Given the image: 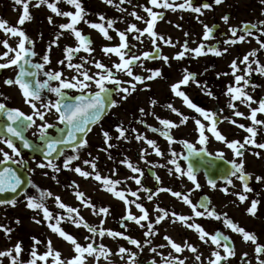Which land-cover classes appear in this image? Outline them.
<instances>
[{"label":"snow or ice","instance_id":"obj_1","mask_svg":"<svg viewBox=\"0 0 264 264\" xmlns=\"http://www.w3.org/2000/svg\"><path fill=\"white\" fill-rule=\"evenodd\" d=\"M66 3L67 5L73 7L75 11H61L58 7L60 3ZM104 3L115 6V0H103ZM120 4L125 2L130 3L131 0H119ZM224 0H214L216 5H220ZM261 3H264V0H260ZM15 5L22 6V15L18 20V25L23 26L26 22H29L33 19L31 16L29 6L31 0H14ZM149 3L155 8H165L171 9L172 11L184 10L197 13L199 15L204 14V9H211L213 7L210 3H204L201 6H194L193 0H184L183 3L176 4L175 0L169 2V0H149ZM41 5H46L47 8L55 13L57 16H63L68 18V23H63L59 25L61 32L57 35L54 40L48 45L46 54L42 57V62H34L33 58L36 57L37 53L34 50L35 41L31 40L22 27L18 26H9L8 22L0 18V30L4 31L5 34H11L13 37H19L20 40L17 44V47L13 48L8 44L7 40L3 41L4 47L7 49L0 56V60H5L9 53H15L11 59H7V62L0 63V70L14 67L16 69L15 78H7L4 81V84L8 86L16 85L21 91L22 96L25 99L31 109V114H26L18 108H9L6 103L0 102V115L6 118L5 122L2 125L3 135H0V143L6 145L8 149L11 150V153L4 151L3 148H0V165L4 167L0 170V194L5 193H18L23 191L26 201V207L32 211L41 212L44 218V221L47 222V226L53 233L58 234L59 237L63 240L70 242L73 245V251L75 256L67 260L61 259V253L52 248V243L49 240L47 244V251L38 255L37 251L33 250L30 253L31 259L28 261V264H37V261H42L44 264H47L48 259L51 257L53 259V264H87L85 254L89 256H95L98 261L100 257L105 259L110 254L109 250L103 245H95L93 243H88L86 246H82L77 239L66 232L60 225L63 221H69L74 224L76 227L81 225L87 229L88 232L92 233L93 236L104 237L106 234L112 238L120 237L127 240L132 245L136 246L140 251H143V247L140 241L133 239L129 236H126L122 232L114 231L111 229H103L94 227L84 221V218L80 215V210L77 207H72L66 205L59 196H55V202L58 208L64 210V214L57 213L53 215L52 211L46 206V201L49 198H53L54 194L50 191L40 190L37 185L33 184L32 187L37 189V195H30L26 190H22V185L25 181L21 178V175L18 174L16 168L10 167L9 164H15L23 166L25 161L22 157V149L17 147L16 141H20L23 145V149H28L30 151L42 154L44 162L37 164L38 168L44 169L48 168L53 173H59L62 170L72 171L78 174L80 177L89 179L93 178L97 182H100L106 191L112 193L116 198L120 199L125 203V205L135 204V207L139 210L141 215L136 216L132 214L130 209L127 210L126 217L121 218V223L123 225L124 219L128 221L135 222L141 228L145 227V224L142 221L147 222V231L144 233L145 236L151 237L157 234L155 230V224H159L165 218L171 216L173 218L172 222L175 223L178 219L181 222H184L185 226L189 229H194L198 234L201 241L204 243L211 242L212 245H215V250L212 251L211 255L214 259L209 261V264H227L229 258L235 256L234 246L231 244L230 237L223 235L221 232L210 233L206 231L198 223H187V221L192 219V216L187 215H178L175 212H169L168 210L161 208L159 205L156 206L155 210L159 215L155 217V224L149 219L148 210L140 203H136L135 200L129 201L126 196V192L123 190H116V186L121 183L119 180H114L111 177H102L97 170V160L98 157H93L92 159H85L82 161V164L90 167L91 171L85 170L79 164L73 167V162L80 160L79 150L87 146V133H89L93 126L98 124L106 112L111 107L117 106V101L114 99L116 95L123 94L121 96L122 100H127L128 96L136 90V84H145L146 81H150L156 78H162L163 73L160 69H144L143 60L149 59H163L167 64L169 61L168 56L159 55L160 47L157 44V40L163 41L164 44L169 46H175L171 39H165L162 35L158 34L154 29L155 25L159 19H163V14L153 11V8L145 7L144 11L148 14L150 19L145 20L144 17L138 15L135 11L131 12L130 15L135 17L136 20H143L146 24L144 29H140L136 24H131L127 29V32H136L137 35L134 39L141 40V37L147 35L151 41L154 52H143L142 54H136L132 51L135 45L128 44V36L126 32L119 31L114 27L115 21L111 19H106L104 15H99V20L101 23H94L91 21L85 20V16L88 14L81 0H37V3L34 7H40ZM120 11H126L124 8H120ZM199 18V17H197ZM225 24L229 23L230 17L225 15L222 17ZM84 21L89 25V27L98 30L105 39L111 40L113 37L109 35V29H112L119 36L121 43L118 46L114 47H103L101 50L105 55L114 54L118 57L119 62H114L111 67L107 66L99 60H89L88 57H79L82 61L81 63H73L77 59V54L81 51L88 54L90 57L94 49L91 47L93 41L87 35H84L82 30L77 28V25L81 21ZM48 21L52 23V17H48ZM107 25V26H106ZM179 27V25H177ZM205 34L203 36L204 40L213 38V33L215 31L214 27H209L207 24L204 25ZM64 31L70 32L78 42L76 47L67 46L64 49L65 57L63 60L58 61V64L64 65L68 70H73L74 74L69 78L65 75L63 70H54L46 69L47 65L51 64L50 52L53 46L59 47L58 41L60 36L63 35ZM228 31L231 33V36L223 40L222 43L225 45H235L238 42L243 43L247 40L248 37H253L256 39L257 43L260 45V48L264 49V40L260 36L255 35L256 32H260L264 35V21H261L259 25L252 23H245L241 28L229 27ZM185 35H188L185 33ZM42 38V34H41ZM30 45L31 47H26ZM183 50L178 52L173 58L177 60H182L185 58L186 53H194L196 57L206 55L209 52L221 56L225 54L228 49L225 47L222 51L219 47H207L201 43L198 47L192 49L188 47V43L185 42L182 46ZM257 51L254 49L250 51L247 55L243 57L241 61L242 64L246 65L245 74L237 75L236 73L240 71L235 60L231 63V68L233 69L232 75L235 77V85L228 86V94L231 96L232 100L239 101L242 104H245L250 109V115L245 117V114L240 111H235L234 115L238 117H244L252 121V126L246 127L245 125H238L240 128H243L247 133H250L249 137H246L244 142L240 141H228L227 138L217 129V124L219 121L214 113L205 110L190 99V97L182 91V86H187L189 82L196 83L199 86V81L196 80L195 74L189 72L187 69L184 70L185 74L182 79L178 82L171 85V91L175 96L182 98L184 104L190 108L194 109L197 113L203 116L206 120L210 121V125L207 128V131L215 137L217 141L223 142L226 146L231 149L235 157L242 158L244 156L245 145L251 144L254 147L264 149V143L257 144L255 137L258 134L257 125H264V120L257 119L258 113H264V99L259 101L255 100L252 95H250L245 89L251 84L250 80L247 77L251 76L253 72L252 64H256V71L260 75H264V65H261L259 60L249 61V57H255ZM92 64L98 71L90 74V70L85 67V65ZM170 66V65H169ZM142 68L144 71L148 72L149 75L142 76L136 74L134 68ZM115 71H114V70ZM117 73H122L123 75L129 77L130 79L125 81L120 79L117 76ZM41 75L45 79L41 80ZM243 82V86L241 85ZM55 84V86H54ZM108 85H112L109 87ZM127 85V86H125ZM251 87L255 88L257 85L251 84ZM95 88V91L92 89ZM148 90L147 86L146 89ZM75 91L77 95H71L70 93ZM48 93L54 94L56 99H52ZM209 96L212 95L211 92L207 93ZM0 96H3V93H0ZM151 104L155 107L156 101L152 100ZM252 104H258V107L253 108ZM167 107L176 115L181 117L180 124L187 122L188 117L184 116L183 113L179 112L172 104H168ZM230 107H236L235 103L230 104ZM142 114L145 113L143 108L140 109ZM155 119L159 122L162 127H152L148 126L149 130L154 133H159L160 136L168 140L169 144L175 142V138L171 134L173 128H177L180 124H177L174 121L169 119H164L159 116H156L155 113H152ZM55 118V123H51L50 120ZM39 120L40 123H37ZM143 122V121H141ZM197 129L199 131V144L206 145L208 143V137L205 135V125L201 123L200 120L195 121ZM230 123L235 124V120H230ZM35 127L36 132L33 133L37 137V142H33L25 136L26 130ZM55 132V135L52 132ZM116 131L119 133L117 139H127L126 129L122 125H118ZM135 132V129H133ZM102 135L105 139V143L108 148L114 147L115 145L111 144L110 141L112 137L107 131H103ZM135 139L138 141H144L148 146L154 149L157 156H163L164 153L157 146V143L153 139H149L147 136L137 133ZM185 148L188 151V156L182 157L183 159H189L192 156H200L207 152L206 147L200 148L199 150L195 145L189 143L188 141H183ZM70 149L73 153L64 158L63 164L58 165L55 161L59 157L64 156V150ZM106 150V149H102ZM147 153V149H142L141 158H144V154ZM259 157L260 153H254ZM91 156V153L88 154ZM172 159L169 163L175 165V173H178L181 177L186 176L190 180L196 189H199L201 185L197 182L196 173L193 165L190 163L187 166V169H183L178 163V158L181 157V154L171 151ZM218 158L223 159L224 154L222 152L218 153ZM111 159L112 157L109 156ZM147 163V161H145ZM122 164L130 169L132 173H138V176H133L131 179L135 181L137 185L140 186V190L149 193L147 199L151 201L154 196H158L160 192H169L173 197L181 199L182 202L189 206L191 212L196 218H213L216 220L222 219V214L217 213L214 208L210 207V201L205 199L198 203H194L189 195H186L180 191H173L171 188L161 187L157 191L153 192L152 189L146 188L141 183V178L144 176V171L138 166L134 165L131 161L125 160L120 161ZM231 165L230 176L237 177L240 181L243 182V193H248L253 191L249 187L248 181L250 179L249 174L244 171V161L240 159V162L237 163L235 160L229 162ZM156 167V165H153ZM34 171V170H32ZM44 175H48L47 172ZM112 175H116V172L113 171ZM55 179L56 177L53 176ZM157 183H161L159 176L154 177ZM257 181L264 179L257 176ZM208 183L210 186L215 189L216 182L214 180H209ZM225 183L230 186L233 185L231 178H227ZM70 187L73 189V194L81 202L85 208L92 209L93 215L104 214L105 218L109 214L110 209L108 207H100L98 210L96 206L92 203L90 198L86 197V194L79 190V185L73 182ZM225 194H229L228 187L221 189ZM132 197L139 199L138 191L130 192ZM238 199L241 202H244L248 199L247 195L236 193ZM16 199H5L0 200V205L8 204L13 207L16 206ZM259 201L252 200L251 205L248 208V213L255 216L257 212V206ZM202 209V210H201ZM34 222L39 224L42 221L35 219ZM55 221V222H53ZM19 219L16 220L18 224ZM103 222V221H102ZM223 223L226 227L230 228L232 231L242 235L244 242H251L255 244V252L257 254L258 264H264V259H260V255L264 254V245L257 243V238L254 234L249 233L243 227L238 226L231 219L227 218L226 214H223ZM127 227V225H123ZM0 231H3L6 236L10 237L12 229L6 225L0 224ZM207 238V239H206ZM35 243H40V241L33 238ZM91 237L85 236V240H89ZM164 239L168 241L170 247L176 253H182L185 248L189 249L193 253L197 252V249L185 242L184 246L181 244L172 241L170 237L165 236ZM148 243V241H146ZM160 247H164L161 245ZM223 251V255L221 253ZM13 251L16 253V256H13ZM23 251L21 243H17L14 246V249L7 251H0V257H11V264H23L22 261L18 260L19 255ZM151 252L157 253V248L152 247ZM98 253V255H97ZM119 254L123 257L124 254H127L131 260V264H136L137 253L131 252L129 249L124 247L119 248ZM159 254V253H158ZM171 255V254H170ZM247 253L242 254L243 264H250V261H247L245 258ZM197 261H200L201 257L197 255L195 257ZM152 264H156L153 260ZM167 264H185L184 259L175 257L171 260H167Z\"/></svg>","mask_w":264,"mask_h":264},{"label":"rangeland","instance_id":"obj_2","mask_svg":"<svg viewBox=\"0 0 264 264\" xmlns=\"http://www.w3.org/2000/svg\"><path fill=\"white\" fill-rule=\"evenodd\" d=\"M50 2H52V0H50ZM81 2L88 13L85 16V20L101 23L102 21L99 20V15H104V12H107V10L105 11L107 6L105 7L103 0H81ZM36 3L37 0H31L29 6L33 19L26 22L23 26H19L18 20L22 15V6L15 5L14 0H0V18L6 20L9 26L22 27L27 36L35 41L34 50L37 55L39 54L43 57L46 54L48 45L60 34L61 29L59 25L68 23L69 20L66 17L57 16L55 13H52L46 5L34 7ZM58 7L61 11H75L73 7L63 2L60 3ZM222 8L224 10V6ZM235 10L236 14L228 24H225L223 19L221 20L223 31L227 33L226 39L231 36V33L228 31L230 26L239 27L243 22L248 20H252V23L256 24L257 21L255 20H260L264 15V3H261L260 0H236ZM49 16L52 17L51 24L48 21ZM204 23L207 25L210 24L208 20H204ZM77 28L82 30L84 35H89L91 37L93 41L91 47L94 49L92 54H95L96 48L100 51L103 45L107 44L105 41L108 39H105L98 30L89 27L83 20L77 25ZM196 32L200 35L204 30L202 27H198ZM255 35L260 36V38L264 40V35L261 33ZM172 38L175 46H169L163 51V56L169 57L168 63L166 64L164 60L161 59L157 63L145 64L144 66V69H160L163 73L162 78L146 81L145 84L137 83L136 93L134 95H129L128 99L125 100V109L129 113H133V117L139 120L137 124L129 127V129H127L128 126L125 128L127 130V139H117L119 133L116 131L117 127H113L110 132V136L112 137L110 143L115 145L114 147L108 148L105 142L102 143L100 141L97 142V145L91 143L90 146H88V151H85V149L79 151L80 160L72 166L75 167L79 164L85 170L91 171L90 167L82 164V161L98 157L97 170L100 175L102 177H111L114 180L121 181V183L116 186V190L125 191L129 201L135 200L136 203L142 204L148 210L149 219L154 224L155 217L159 215L155 210L157 205L168 210L170 213L175 212L178 215L192 216V219L187 221V223H198L210 233L221 230L233 239L235 244V256L229 258L227 264H243V253H247L245 259L250 261V264H258L257 254L255 252L256 245L251 242H244L241 234L226 227L223 223V214H226L227 218L231 219L238 226L254 234L258 244L264 245V179H261L259 182L256 179L257 176L264 178V149L247 144L243 150L244 156L242 158L235 157L233 151L229 149L225 143L217 141L211 132L207 131L210 121L206 120L194 109L188 108L184 104L182 98L175 96L171 91V85L182 79L185 74V69L194 73L196 80L199 81V86L190 81L186 87L182 86L181 90L199 107L214 114L215 110L218 109V115H215L216 117L218 116L222 122L218 123L217 129L228 141H240L243 143L245 138L250 136V133H247L238 125L242 124L246 127H250L252 126V121L234 115L235 111H240L247 117L250 115V109L239 101L234 102L228 94V86H236L235 77L232 75L233 69L230 65L232 61L235 60L240 69L236 74L244 75L246 65L241 63L243 57L255 49L257 55L255 57H249V61L259 60L260 64L264 65V49L260 48L256 39L248 37L243 43L238 42L235 45L222 44L219 49L222 51L227 47L228 51L221 56L208 53L196 57L195 54L192 53L186 54L185 58L182 60H177L173 57L183 50L182 42L184 40L189 41V39H187L184 34L182 35V32H175ZM200 39L201 42L204 41L202 36H200ZM4 40H7L8 44L15 48L20 38L18 36L13 37L11 34H5L4 31L0 30V56L7 51L3 45ZM113 42L116 43V39H114ZM77 43L78 42L70 32L64 31L58 41L59 47L53 46L51 48L50 57L52 62L49 68L55 70L58 61L64 59L65 47H76ZM14 54L15 53H9V56L5 60H0V62H7V59H11ZM78 55L89 58L88 54L83 51L78 53ZM76 61H78V59ZM85 67L90 70V74L96 72L95 69H90L87 65H85ZM256 67V64H252L253 72L247 79L250 80L251 84L257 85V87L253 88L250 84L245 91L252 95L255 100L259 101L260 99H264V75H260L254 71ZM144 69H135L133 71L142 76L149 75ZM67 73H69V71H67ZM129 79L130 78L127 77L124 80L127 81ZM146 86L148 90H145ZM240 86H243V82H241ZM208 92H211L212 95L209 96L207 94ZM152 100L156 101L155 107L151 104ZM232 103H235V109L230 107ZM168 104H172L179 112L188 117L187 122L180 124L181 117L173 113L167 107ZM252 107L256 108L258 104H252ZM141 108H143L147 114H142L140 112ZM152 113H155L156 116L161 118L169 119L180 124L179 127L171 130V134L175 138L174 143L168 144L163 142L157 139L156 134L150 131L148 126L147 128L142 127L141 121L147 122V124L152 127H160L159 122ZM257 119L264 120V113H258ZM196 120H200L201 123L205 125V135L208 137V143L206 145H200L198 142L199 131L195 123ZM230 120H235L236 123H230ZM256 127L258 129V134L255 140L257 144L264 143V125H257ZM133 129H135V132H133ZM137 133L155 140L158 144L157 146L164 155L162 157L157 156L154 149L148 146L144 141L136 140L135 136ZM185 140L195 145L198 150L206 147L207 152L213 156L218 157L217 154L222 152L227 161L235 160L239 163L240 159H243L244 171L250 176L249 187L252 188L253 191L243 193V183L234 176L232 178L234 186L222 183L217 184L215 189L206 183L204 177L200 176L197 182L201 187L196 189L195 185L188 180L186 176L181 177L178 173H175V165L167 163L165 159V156L169 161L172 159L171 151L181 154V157L178 158V163L186 170L185 163L181 159L185 155L183 143ZM138 149H147V153L144 154L148 156V159H146L148 160L147 163L144 158L141 160L136 159V155L139 152ZM257 152L260 153L259 157L254 154ZM89 153H91V156L88 155ZM109 156L112 158L110 159ZM126 158L144 171V176L141 178V183L144 187L152 189L153 192L161 187L171 188L173 191H180L189 195L194 203L198 202L200 196L206 195L211 200V208H214L217 213L222 214V219L216 220L213 218L194 217L189 206L185 205L181 199L173 197L169 192H160L158 196H154L153 199L149 201L147 199L149 193L140 190V186L131 179V177L138 176L139 174L132 173L126 164L120 163V161ZM152 161L153 163H151ZM153 165H156V167H153ZM149 169H152L156 176L160 177L161 183H158V185L156 184L157 181L155 178H152L148 174ZM113 171L116 172V175H112ZM45 172H47L48 175H45L42 187L43 190L50 191L54 194L53 198H49L46 201V206L52 211L53 215L57 213L64 214V210L58 208L54 199L55 196H59L66 205L79 208L80 215L88 224L98 229L102 227L103 229L122 232L126 236L140 241L143 247V251L141 252L136 246L120 237L112 238L107 234L104 237L98 235L93 236L92 233L88 232L82 225L76 227L69 221H63L60 226L66 232L73 235L82 246H86L88 243H93L94 241V246L103 244L109 250L110 254L107 258L100 257L98 261L95 256L85 254L87 264H131V260L127 254H124L123 257L119 254L120 247L137 253L136 264H152L153 260H155L156 264H167V260H171L175 257L184 259L185 264H209V261L214 259L211 253L215 250L216 246L212 245L210 241L207 244L201 241L199 234L194 229L187 228L184 222L177 219L176 222L173 223V218L169 216L159 224H155L157 234L151 237L145 236L144 233L147 231V222L142 221V223L145 224L144 228H141L135 222L128 221L127 219L123 221V225H127V227H124L121 223V218L126 217L128 209L136 216L141 215L139 210L135 207V204L125 205L123 201L106 191L104 186L93 178L85 179L75 172L62 170L61 175L58 177L59 181L56 182L53 178L55 174L50 169L46 168ZM73 182L79 185V190L84 192L86 197L90 198L97 210L100 207H108L110 209L106 218L104 214L93 215L92 209L85 208L81 204L73 194V189L70 187ZM225 187H228L229 194H225L221 190ZM132 191H138L139 199L130 195ZM236 193L245 194L248 199L241 202ZM35 195L37 194H34V196ZM252 200L259 201L255 216L249 214L247 211ZM16 201L15 207L10 205L11 209H5L11 216L9 215V218L5 217L1 224L10 227L12 231L10 237L6 236L3 231H0V251L12 250L17 243H21L23 251L19 255L18 260L22 261L23 264H28V261L31 259V251H37L38 255L44 254L48 250L47 244L50 240L52 248L61 253V259L67 260L76 255L73 251V245H71L70 242L63 240L58 234L50 230L41 212L25 209L26 201L24 197ZM33 217L42 222L39 224L35 223ZM17 219L20 221L18 224L16 223ZM85 236H89L91 239L85 240ZM165 236L170 237L172 241L181 244V246H184L185 242H187L194 246L197 252L193 253L185 248L182 253H176L170 247L168 241L164 239ZM33 238L40 241V243H35ZM146 241H148V243H146ZM161 245H164V247H160ZM152 247L157 248V253L151 252ZM221 253L222 255L224 254L222 249ZM197 255L201 257L200 261L195 259ZM13 256H16L14 251ZM263 258L264 254L260 255V259ZM11 259V257H0V264H11ZM37 264H44V262L37 261ZM47 264H53V259L51 257L48 259ZM222 264H224V262H222Z\"/></svg>","mask_w":264,"mask_h":264},{"label":"flooded vegetation","instance_id":"obj_3","mask_svg":"<svg viewBox=\"0 0 264 264\" xmlns=\"http://www.w3.org/2000/svg\"><path fill=\"white\" fill-rule=\"evenodd\" d=\"M169 2H172V0H169ZM183 2H184V0H175L176 4H180ZM235 2H236V0H224V2L222 4L216 5L214 3V0H193L194 6H201L204 3H210L213 5V7L210 10L204 9L203 10L204 14L199 15V14L191 12V11H184V10H179V9L176 11H172L171 9L155 8L149 3V0H131L130 3L125 2L124 4H120L119 0H115V6H110L106 3H104L105 7L107 6V8L105 9V11L107 10V12L106 13L104 12V16L106 17V19H111V20L115 21L114 27L116 29H118L119 31L126 32V34L128 36V44L130 46L135 45V47L132 49V51L138 55L142 54L143 52H146V51L147 52H154L155 51V49L153 48V45H152V41L147 35H144L143 37H141V40H143V43H141L139 40L134 39V37L137 35L136 32H127V29L129 28V26L131 24H136L137 27L140 29H144L146 27V24L144 23L143 20H136L135 17L130 15L131 12L135 11L138 15L144 17L145 20L150 19V17H148V14L144 11L145 7L153 8V11L163 14V19L158 20V22L155 25L154 30L158 34L165 37V39L170 38L172 43H174L173 38H172L174 33L175 32H182V35L184 34V36L187 39H189V41L184 40L182 42V46L184 45L185 42H187L188 47L194 49V48L198 47L199 44L203 43L206 45L205 51H207V46L209 44L215 43L218 40L220 41V39H221L220 35H222V33H224L223 27L221 25L222 17L225 15H228L230 17L229 22L234 18V15L236 14ZM221 6L222 7L224 6V10ZM120 8H124V9H126V11H120L119 10ZM86 10L87 9L85 8V11ZM231 10H232V12H231ZM197 17H199V18H197ZM204 20H208V22H210V24L208 25L209 27H214L217 24L220 26V32L218 31V33H217L218 37L215 38L214 40H210V41L204 40L203 42L200 41L201 40L200 36H202V38H203V36L205 34ZM255 21H257L256 24L259 25L261 21H264V15L260 20L258 19ZM246 22L252 23V20H248ZM244 23L245 22H243L237 28H241V26ZM177 25H179V27H177ZM198 27H202L204 30V32L200 35L196 32ZM185 33H187L188 35H185ZM258 33H260V32H256L255 34H258ZM109 35H111L113 37V39L106 40L105 42H107V44L103 45V47H114V46H118L121 43L119 36L112 29H109ZM190 38H192V39H190ZM114 39H116V43L113 42ZM157 44L160 47L159 55L163 56L164 49L169 47V45L164 44L163 41H160V40H157ZM98 50L99 49L96 48L95 54H91V56L88 59L92 60L94 58L95 60H99L109 67H111L114 62H116V63L119 62L118 57H116L114 54L105 55L102 52V50H100V51H98ZM186 54H192V53H186ZM79 57H81V56H79L77 54L78 61H76L77 59H75L73 61V63H81L82 61L79 59ZM160 60L161 59L157 58V59L143 60L142 62H143V65L145 66V64L157 63ZM33 61L34 62H42V55H39V54L36 55V57H34ZM87 67L90 69H95L96 71H98L92 64H88ZM48 69H50L49 65L46 66L45 70H48ZM135 69H142V68L137 67V68H134L133 70H135ZM55 70H63L65 75L68 76L69 78L74 74L73 70H68L64 65H60V64H57V67L55 68ZM67 71H69V73H67ZM135 73L137 74V72H135ZM16 74H17V72H16V69L14 67L0 70V93H3V96H0V102L6 103V105L9 108H18V109L22 110L23 112H25L26 114H31L32 109L27 103H25V99L22 96L21 91L19 90L18 86H16V85L8 86V85L4 84L5 79H7V78H13L14 79ZM117 76L122 80L127 78V76L123 75L122 73H117ZM40 79L43 80V79H45V77H43L41 75ZM54 86H55V84H54ZM108 86L112 87V85H108ZM92 91H95V88H93ZM135 93H136L135 91L132 92L133 95ZM70 94L71 95H77L78 93H76L75 91H72ZM47 95H49L53 100L56 99L54 94L48 93ZM122 95L123 94L121 93L120 95H116L114 97V99L117 101V106L111 107L108 110V112L104 115L102 120L97 125L93 126L92 130L89 133H87L86 138H87L88 144L86 147L81 148L80 150L85 149V151H88V146H90L91 143L96 144V145H97V142H99V141L104 143L105 139L102 135L103 131H107L110 134L111 128H113V127L115 128L118 125H122L124 128H126L128 126L127 129H129V127L138 123V121H139L138 118L133 117V113H129L125 109V102L126 101L121 99ZM5 120H6V118L4 116L0 115V128H2V125L5 122ZM50 122L55 123V118L53 117L50 120ZM37 123H40L39 120H37ZM141 125H142V127H145V128H147V126H149L147 124V122H141ZM160 127H162V126L160 125ZM36 131H37L36 128L32 127L30 129L26 130V132L24 134L28 139H30L31 141H33L35 143V142H37V137L35 135H33V133ZM50 132H52V130H50ZM52 134L55 135V132H52ZM155 134H156L157 139L162 140L163 142H166L169 144L168 140L165 139L164 137L160 136L159 133H155ZM0 135H3L2 130H0ZM149 139H151V138H149ZM129 141H131V140H129ZM16 144H17V147L22 149V157H23V160L25 161V165L20 166V165H15V164H9V166L16 168L18 171V174H20L21 178L25 181V183L22 185L23 190H26L27 193L30 195L37 194V189L33 188L32 185L35 184L38 186V188L40 190H43L42 186H43V180L45 178L44 173L46 171V168L41 169V168L37 167L38 163L44 162L43 158H42V154L30 151L28 149H23L22 143L18 140L16 141ZM0 148H3L4 151H8L9 153H11V150L8 149L6 147V145H4L2 143H0ZM138 150H139V152L136 155V159L141 160L142 159L141 158V154H142L141 150L142 149H138ZM72 154L73 153L71 152L70 149H65L64 150V156L59 157V159H57L55 162L58 165H62L64 158L66 156L72 155ZM145 156H147V155H144V159L145 160L148 159V156L147 157H145ZM2 158H3L2 155H0V159H2ZM165 159H166V162L169 163V159L166 156H165ZM77 161H74L73 164H75ZM146 161H148V160H146ZM151 163H153V161ZM167 163H166V165H167ZM3 167H4L3 165H0V170H2ZM32 170H34V171H32ZM54 174H55L54 176L56 177L54 180L56 182H58L59 181L58 177L61 175V172H59L58 174L57 173H54ZM148 174H149V171H148ZM155 176H156V174L154 173V176H152V178H154ZM156 184L158 185L157 182H156ZM21 197L25 198L23 191H22V194L19 196V198H21ZM19 198H17V199H19ZM5 209H11L10 205H8V204L0 205V224L3 222L5 217L9 218L10 213L5 211ZM25 209H28V208L26 207Z\"/></svg>","mask_w":264,"mask_h":264},{"label":"water","instance_id":"obj_4","mask_svg":"<svg viewBox=\"0 0 264 264\" xmlns=\"http://www.w3.org/2000/svg\"><path fill=\"white\" fill-rule=\"evenodd\" d=\"M187 156H188V151H187ZM185 160L187 162V165H189L190 163L193 165L196 175L203 172L206 176L207 181H209L210 179L214 180L215 182L219 180L225 181L227 178L230 177L231 165L228 162H226L224 159L211 157L206 153H204L200 156H192L189 159H185ZM18 194L19 192L12 193V195H9L8 197L11 198ZM2 197H7V196L3 195ZM202 200H205V198H202Z\"/></svg>","mask_w":264,"mask_h":264}]
</instances>
